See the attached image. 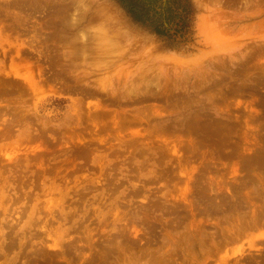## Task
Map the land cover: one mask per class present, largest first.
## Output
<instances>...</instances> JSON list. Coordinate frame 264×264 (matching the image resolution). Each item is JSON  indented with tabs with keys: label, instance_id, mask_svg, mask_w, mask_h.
I'll return each instance as SVG.
<instances>
[{
	"label": "rangeland",
	"instance_id": "374dc122",
	"mask_svg": "<svg viewBox=\"0 0 264 264\" xmlns=\"http://www.w3.org/2000/svg\"><path fill=\"white\" fill-rule=\"evenodd\" d=\"M192 7L0 0V264H264V0Z\"/></svg>",
	"mask_w": 264,
	"mask_h": 264
},
{
	"label": "trees",
	"instance_id": "16d2710c",
	"mask_svg": "<svg viewBox=\"0 0 264 264\" xmlns=\"http://www.w3.org/2000/svg\"><path fill=\"white\" fill-rule=\"evenodd\" d=\"M138 26L169 41L191 35L192 0H114Z\"/></svg>",
	"mask_w": 264,
	"mask_h": 264
}]
</instances>
